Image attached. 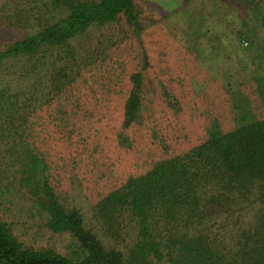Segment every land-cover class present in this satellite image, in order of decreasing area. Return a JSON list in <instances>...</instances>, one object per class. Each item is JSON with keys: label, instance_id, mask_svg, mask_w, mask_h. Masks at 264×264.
Returning <instances> with one entry per match:
<instances>
[{"label": "trees", "instance_id": "16d2710c", "mask_svg": "<svg viewBox=\"0 0 264 264\" xmlns=\"http://www.w3.org/2000/svg\"><path fill=\"white\" fill-rule=\"evenodd\" d=\"M190 1L184 0L187 7ZM195 2L200 19L198 24L195 19V31L189 28V40L199 48L205 42L196 38L200 34L206 35L209 50L222 42L209 39L212 29L197 27L208 20V26L228 27L238 38L246 34L248 39L258 34L257 27L252 26L254 21L264 24V0ZM222 3L230 7L226 14ZM205 4L210 5L206 15ZM238 6L245 8L248 18L240 17L242 21L236 25L232 16ZM120 25L131 32L143 51L141 70L130 77L131 90L125 103L123 127L129 129L140 121L144 73L151 68L136 0H0V28L22 33L18 40L0 43V192L7 196L0 207L3 213H10L11 199L29 190L33 197L29 199L45 213L46 227L54 234L71 235L80 250L76 259H70L54 250L27 247L1 215L0 264H264L261 61L257 63L261 75L248 85L218 90L217 101H224L234 113L231 130V122L230 126L213 122L195 148L159 161L140 177L121 182L96 204L95 217L108 237L120 240L122 233L134 231L133 245L126 254L107 248L86 227L78 210L68 211L58 201L50 185L49 164L35 147L36 119L42 110L68 97L93 61L106 53L99 40L89 51L78 49V41L90 40L93 33L115 35ZM184 53L189 57L191 51L184 49ZM194 71L189 68L181 72L184 82L193 74L198 78ZM163 91L175 104L165 88ZM247 95L261 101L256 108L260 117Z\"/></svg>", "mask_w": 264, "mask_h": 264}, {"label": "rangeland", "instance_id": "374dc122", "mask_svg": "<svg viewBox=\"0 0 264 264\" xmlns=\"http://www.w3.org/2000/svg\"><path fill=\"white\" fill-rule=\"evenodd\" d=\"M190 2L187 7L184 0H136L145 27L144 49L151 64L144 73L143 106L137 124L129 129L123 127L125 103L131 90L130 77L141 70L143 51L124 25H120L115 35L93 33L90 40L78 41V49L89 51L95 49L99 40L106 53L93 61V66L84 72L79 86L68 97L42 110L36 119L35 147L49 164L50 185L58 201L68 211L78 210L86 227L107 248L125 254L133 245L134 231L122 233L120 240L108 237L95 217L96 204L121 182L140 177L159 161L195 148L213 122L230 126L234 113L224 101H217L218 90L248 85L261 75L257 63H264V24L261 26L260 20L253 23L248 19L258 29L257 36L248 39L246 34L238 38L228 27L217 28L213 23L208 26V20L197 27L212 29L209 39L213 43L222 42L213 44L209 50L206 35L200 34L196 38L205 42L199 50L195 41L190 43L189 40L192 34L189 28L195 31V19L197 24L200 19L195 11L198 3ZM221 5L226 14L229 5ZM205 8L204 15L210 5L205 4ZM233 13L236 25L242 21L240 17L248 18L243 6H238ZM231 27L234 26L231 24ZM239 29L242 31V27ZM20 34L0 28V43L18 40L22 37ZM243 41L248 47L242 46ZM184 49L191 51L190 59ZM189 68L198 74V78L193 74L187 80L190 86L181 75ZM163 88L175 99V104L166 98ZM247 96L260 117L261 112L256 108L261 106V101L256 96ZM232 125L231 122L229 130ZM2 164L4 167V162ZM3 184L5 186L6 181ZM28 191L15 193L16 198L11 199L12 211L3 213L0 207V216L12 225L15 236L27 247L54 250L76 259L80 250L75 239L69 234H54L46 227L45 213L29 199L33 197ZM0 197V205H3L7 196L0 192Z\"/></svg>", "mask_w": 264, "mask_h": 264}, {"label": "built area", "instance_id": "2783aa9c", "mask_svg": "<svg viewBox=\"0 0 264 264\" xmlns=\"http://www.w3.org/2000/svg\"><path fill=\"white\" fill-rule=\"evenodd\" d=\"M242 46L246 48L248 47V43L243 41Z\"/></svg>", "mask_w": 264, "mask_h": 264}]
</instances>
